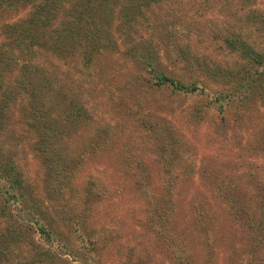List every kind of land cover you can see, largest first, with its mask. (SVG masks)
I'll list each match as a JSON object with an SVG mask.
<instances>
[{
  "label": "rangeland",
  "instance_id": "374dc122",
  "mask_svg": "<svg viewBox=\"0 0 264 264\" xmlns=\"http://www.w3.org/2000/svg\"><path fill=\"white\" fill-rule=\"evenodd\" d=\"M108 4L105 15H95V21L103 23L95 33L106 48L93 56L83 76V63L76 61L80 53L67 54L70 46L65 54L72 63H60L43 48L50 43L31 48L22 38L25 31L20 28L30 4L0 3V106L4 105L0 162L12 167L11 173L36 204L42 203L38 210H45L59 235L68 237L67 228L47 205L43 182L47 166L29 122L37 111L32 110L26 83L30 80L38 87L42 79L27 70L37 63L53 87L44 94L55 95L50 120L59 116L61 158L72 156L77 145L86 146L90 131L104 133L106 145L89 149L86 156L91 179L102 185L107 201L104 214L91 210L86 219L87 231L101 243L92 248L98 264H187L184 255L191 257L190 264H263L264 247L258 250L247 243L245 226L233 220L231 211L241 210L245 218L242 212L248 211L243 208L256 209L264 198V80L260 82L264 63L256 65L253 58L264 59V0H153L149 5L143 0H108ZM68 6L57 12L42 35L57 40L61 20L71 11ZM141 55L152 56L157 68L174 78L200 79L211 91L229 88V82L222 81L235 75L240 81L255 82L238 89L226 101L221 117L212 120L215 113L205 107L202 93L168 98L164 92L142 90L146 84L140 78L148 75ZM170 171L178 177V188L164 221L169 220L170 234L181 239L179 249L166 246L163 229L152 227L153 207L147 213L142 200L130 198L138 190L135 180L146 182L166 200L160 180ZM7 224L0 208V232ZM5 255L8 260L0 264H48L26 242ZM60 257L79 264L67 255Z\"/></svg>",
  "mask_w": 264,
  "mask_h": 264
},
{
  "label": "trees",
  "instance_id": "16d2710c",
  "mask_svg": "<svg viewBox=\"0 0 264 264\" xmlns=\"http://www.w3.org/2000/svg\"><path fill=\"white\" fill-rule=\"evenodd\" d=\"M21 1L31 6L25 24L20 28L25 31L22 38L30 43L31 48L37 44L50 43L49 46L43 48L51 51V55H55L56 60H59L60 63H72L69 60V55L65 54L67 46H70L67 54L80 53L76 61L83 63L84 68L81 69V73L86 76L89 68H91L93 56L106 48L100 43V39L103 38H100L99 33H95L103 27L102 22L95 21V15H105V11L110 9L108 0H0V3L12 6L13 3ZM150 1L153 0H143L148 5ZM64 5H69L68 8L71 11L64 15L67 19L61 20V33L54 42L51 35L45 36V34H42L49 22L56 17L57 12L64 9ZM72 45L77 47L74 48ZM153 56H155L154 53ZM53 57H51L52 61ZM256 57V55L253 56L256 65L264 63V59L256 60ZM153 59L152 56L144 57V55H141L143 71L148 75L145 79L140 78L146 84V87L142 90L147 88V91L164 92L168 98L189 97L194 93H202L205 107L215 113L212 120L221 117L220 114L226 109V101L238 89L245 90L255 82L252 78H245V80L240 81L241 77L235 79V75L231 80L222 81L224 85L228 81L229 88L222 90L215 88L216 90L211 91L209 88L206 89L205 84L198 78L183 79L185 81H182L180 78H174L170 74L164 73L157 68V64L154 63L155 59ZM31 69L32 74L35 71L37 72L36 75L42 79V84L38 87H35L28 80L25 90L31 96L32 110L37 111L33 114L32 119L29 118V122L32 125L33 132H36L38 136L37 152L47 166V172L43 179L47 205L51 213L56 216L55 218H58L60 223L67 228L68 237L65 238L59 235L58 228L52 226V220L45 215V207H43V212L38 210L40 205L43 206L42 203L38 202V205L36 204L31 196L32 193L25 190L27 187L22 185L19 179L11 173L12 167L9 168L0 162V208L2 211L4 210L8 223L4 231L0 232V260H8L5 255L6 252L13 246L26 242L32 249H36L41 260L47 259L48 264H69L65 259H61L60 256L63 255L69 256L73 261H78L79 264H98L96 253L93 252L92 248L99 246L101 243L92 234V231H87L88 221L86 219L89 220L91 210L97 212L98 215L104 214L106 212L104 206L107 201L103 200L102 185L91 179L92 177L88 172L90 160L86 156L89 155V149L96 151L106 145L104 133L102 130V134L100 131H98L99 133L90 131L87 135L89 140L86 146L77 145L72 156L61 158L59 139L63 133L62 128L60 130L57 123L59 116L57 115L56 121L54 119L50 120L51 114L54 112L51 96L55 97V95L51 93V96L50 94L46 96L44 94L45 91L53 88L51 87L52 84L44 79L45 71L37 63L33 67L29 66L27 73H30ZM77 70L80 74L79 69ZM182 76L184 77L185 73ZM263 80L264 73L260 76V82ZM197 85H201V88ZM45 100L46 102H44ZM3 106H0V116L3 113V108L1 109ZM57 110L61 111V109ZM66 116L62 117L66 119ZM73 142L75 143V141ZM177 180V175H174L172 171H170V176L160 180V185L164 187L162 191L165 192L166 200L156 196L151 186H148L146 182H135L134 180V186L138 190L136 193L130 194V198H136L134 199L135 202L142 200L145 206L142 207L147 210V213L150 210L149 207H153L149 219L157 221L155 223L151 222L152 227L157 230L163 229L161 234L165 233V239H163L166 246L179 249V247H182L181 239L179 242V239L170 234L167 225L169 220L164 221V218L168 219L166 217L169 211L168 207L171 206V203L172 206L174 205L173 202L178 188ZM243 209L248 211V213L242 212L245 218L240 216L241 210H233V212L231 211L233 220H236L240 226H245L243 231L248 237L247 243L256 244L259 250L260 246L264 247V198L258 202L256 209L249 207ZM37 241L46 245L47 248L43 250L42 245ZM50 248H53V250L50 251ZM190 259L191 257L184 255L183 261L190 264ZM253 259L254 256L250 257V260ZM261 262L264 264V259Z\"/></svg>",
  "mask_w": 264,
  "mask_h": 264
}]
</instances>
